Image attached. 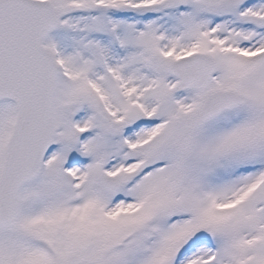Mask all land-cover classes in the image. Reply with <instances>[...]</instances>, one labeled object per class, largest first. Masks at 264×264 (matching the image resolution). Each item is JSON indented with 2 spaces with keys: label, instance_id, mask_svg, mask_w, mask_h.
I'll use <instances>...</instances> for the list:
<instances>
[{
  "label": "snow or ice",
  "instance_id": "1",
  "mask_svg": "<svg viewBox=\"0 0 264 264\" xmlns=\"http://www.w3.org/2000/svg\"><path fill=\"white\" fill-rule=\"evenodd\" d=\"M0 264H264V0H0Z\"/></svg>",
  "mask_w": 264,
  "mask_h": 264
}]
</instances>
